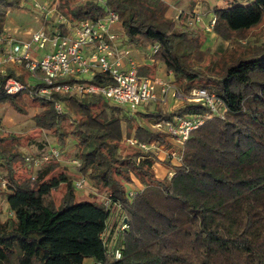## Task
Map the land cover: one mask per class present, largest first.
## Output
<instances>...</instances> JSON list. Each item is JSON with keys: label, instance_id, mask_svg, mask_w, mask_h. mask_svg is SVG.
<instances>
[{"label": "trees", "instance_id": "trees-1", "mask_svg": "<svg viewBox=\"0 0 264 264\" xmlns=\"http://www.w3.org/2000/svg\"><path fill=\"white\" fill-rule=\"evenodd\" d=\"M0 1L1 34L7 7L21 5L20 0ZM80 1L56 0L67 22L55 24L42 17L52 26L51 33L57 27L66 34L82 20L115 11L128 45L158 44L148 55L167 66L174 76L171 82L189 90L196 87V80L206 78L197 87L215 93L225 111L192 130L182 164L171 177L160 178L154 170L155 151L128 144L125 153L122 142L127 131L143 142L165 143L163 132L137 125V117L102 95L54 90L41 94V78L31 76L28 81L19 67L7 66L0 73V104L27 113L25 104L33 98L42 107L34 116L36 125L54 131L62 147L70 137L76 140L77 169L96 190L91 191L93 196L79 198L75 178L65 171L49 175L59 159L44 162L47 168L36 173L38 168L28 166L27 156L42 157L50 150L23 153L16 145L19 136L0 133V166L6 169L2 172L6 186L4 190L0 186V193L12 212L3 220L0 210V264H84L86 258L99 264H264V75L252 77L254 72L264 74V40L249 33L264 21V0H228L214 8L213 32L236 48L216 58L213 54L218 53L210 46L203 47L208 36L202 37L199 27L187 19L168 16L162 0ZM9 76L26 88L8 94L4 84ZM81 80L72 75L57 78ZM91 81L113 80L97 72ZM57 102L65 105L63 113H58ZM208 111L199 102H186L171 111L138 112L156 123ZM73 113L79 116L70 121ZM22 166L31 174L18 175ZM133 172L144 187L130 195ZM62 185L66 189L58 203L53 192ZM100 194L103 198L110 194L112 204L99 201ZM124 221L128 227L122 229ZM116 250L121 253L118 258Z\"/></svg>", "mask_w": 264, "mask_h": 264}, {"label": "built area", "instance_id": "built-area-1", "mask_svg": "<svg viewBox=\"0 0 264 264\" xmlns=\"http://www.w3.org/2000/svg\"><path fill=\"white\" fill-rule=\"evenodd\" d=\"M35 5L41 10L50 11L51 9L46 2H35ZM57 20L58 23L67 22L63 14ZM215 22L214 14L209 20L207 30H212ZM120 23L119 14L109 11L96 19L80 21L66 34L57 27L52 33L44 27H39L30 31L28 37L3 32L0 34V73H4L9 65L24 67L30 71L32 78L42 79L43 85L39 88L41 94L47 95L54 90L77 96L102 95L110 102L123 106L131 115L137 112L140 106L147 105L152 100L166 103L168 99L173 98L181 104L201 103L209 108L208 112L175 115L153 125V128L165 134L166 139L177 145V148L167 152V158L181 165L184 156L183 148L192 130L216 113L225 111V108L221 106V101L215 93L206 87L182 91L169 80L142 75L140 65L131 55L128 46L120 42V30L117 28ZM158 47V44L150 45L149 53H155ZM97 72L108 74L113 81L105 84L92 82L91 79ZM67 75L83 80L75 83L57 82V78ZM85 75L90 76L89 79L81 77ZM4 88L8 94H16L24 90L26 84L15 76H9ZM55 107L58 113H63L65 110L60 102H57ZM126 141L145 151L155 152L160 149L161 144L143 142L135 136L127 137ZM53 158L61 160L59 147H51L50 151L42 157L27 156L26 161L28 166L36 171L44 162ZM71 163L74 166L80 164L78 159H73ZM88 182L87 177L80 176L75 181V187L78 190H85L88 188ZM3 184L6 185V182L4 181ZM135 193L136 190L129 191L130 195ZM103 199L107 206L112 204L110 194L105 195ZM126 227L128 224L124 221L121 228ZM115 254L117 258L121 256L119 250H116Z\"/></svg>", "mask_w": 264, "mask_h": 264}, {"label": "rangeland", "instance_id": "rangeland-1", "mask_svg": "<svg viewBox=\"0 0 264 264\" xmlns=\"http://www.w3.org/2000/svg\"><path fill=\"white\" fill-rule=\"evenodd\" d=\"M35 2H46V3H48L50 5L49 8H51L50 11L49 10H41L38 6L35 5ZM80 2H84V0H82ZM20 5H21V7L15 6L12 8V6H10V7H7V9L5 10L6 11V13H5L6 24H5V31L4 32L9 31L12 34H17V35L23 36V37H28L30 31L35 30L39 27H44V28H46V30L51 32L52 26L45 25L43 23L42 17H46V18L49 17L53 20V22H55V24H57L58 23L57 19H59L60 16L63 14V13H61V11H59L57 4H56V0H20ZM72 5H74V4H72ZM0 7H3L2 3H0ZM1 9L2 8H0V10ZM2 11H4V10H2ZM195 27H197V26H195ZM199 29L201 30L200 32L202 34L201 35L202 37L204 35L208 36L205 40L203 47L210 46L211 49L215 53H218L216 55L213 54L215 58L219 57L220 55H223L222 52H224V51L227 52L228 50H231V51L236 50L233 43H231L230 41H226V40L221 39L215 32L209 31V30H208V32H206L204 29H202L200 27H199ZM121 31L124 32V30L122 28V24H121ZM249 33H250V37H259L261 40H264V21L260 25L252 28L249 31ZM124 36L126 37L125 33H124ZM121 38H122V36H121ZM128 48L130 49V53L134 58H135L134 55L144 51V53L147 56V57H145L146 60H144V63L150 65V66H148V68H150V71L148 70L145 72V73H147V76L152 77V78H157V76L161 77L163 75V71L161 70V68L164 67V63L159 61V60L155 61L154 58H152L151 56L148 55L149 50H150V45L148 47L129 45ZM237 52H239V49H237ZM42 53H44V52H42ZM220 53H222V54H220ZM20 71H22L27 76L28 81L32 80L31 73L28 69H25L24 67H19L18 72H20ZM141 74L144 75L143 73H141ZM263 75L264 74L261 72L252 73V77L254 79L257 77L263 76ZM81 77L84 79H89L90 76L85 75V76H81ZM161 78L165 79V80L172 81V79H174V76L172 75L171 79H166L163 77H161ZM205 81H206V78L202 81L196 80L195 85H194L196 87H193V88H199L197 86L199 84H202ZM210 83H212V82L210 81ZM174 86L180 87V89L182 91L186 90L185 84H175ZM171 99H172V101H169ZM168 101L169 102L161 103L159 101L152 100L147 105L140 106L138 111L153 112L154 109H157V110H161V111L166 112V111H170L169 108H171L172 104H169V103L173 102V103H177L179 106L181 105V103L179 101H175L173 98L168 99ZM25 107L27 109V113H20L16 109H14L13 107H11L9 105L0 104V133L12 132L16 136H19L18 140L16 141L17 142L16 145H18V146L20 145L19 148L21 149V151L23 153L39 154L40 153L39 151H42V149H44V148L47 149L50 146L52 147L53 145L58 143L57 137H56L54 131L48 130V129H41L36 125L34 116L36 114H38L39 112H41L42 107L37 102H35V100H33V98H30L28 100V103L25 104ZM173 109H174V107H173ZM67 110H69V109L67 108ZM138 111L133 112V114H132L135 117H137V119H136L137 123L136 124L148 126L151 129L156 130V128H153V125H154L153 121H150L147 117H145L142 113H140ZM78 116L79 115L73 113L70 117V121H74L75 119L78 118ZM128 136H130V135H128L127 131H125L124 136H123L124 140L122 142V145L125 146V148H124L125 153L129 152V150H130L128 148L129 146H128V143L126 141V138ZM9 146H13V145L10 144ZM59 147L61 149L64 148L63 152L61 153V160L58 161L59 166L57 168L51 170L48 174L49 175L55 174L58 176L62 172H64V170H65V172H67V174L71 175L76 180L80 176V174H79V171L77 169V166H74L71 163V161L73 159H78L77 158L78 149L76 146V140L73 137H70L67 141L66 147H64V146L62 147L61 145H59ZM155 154H156V152H155ZM159 157L162 159L163 155L161 154V156H160V155L156 154L157 162L161 161V160H159L160 159ZM174 164L177 167L178 164H176V163H174ZM46 168H47V164H44V166L41 165L38 168L36 173H40V172L44 171ZM155 168H154V170H155ZM0 170H2L0 173V186L4 190L6 185L3 184L4 180L2 179V174H3L2 172H6V169H5V167L0 166ZM156 170H155V174L160 178H164L160 174V172H158V170L157 171ZM17 174L23 176L26 174L29 175V174H31V172L29 171V169L27 167L22 166V167H18ZM130 175H131L132 180H134V181L130 182V184L128 186V189L130 191L131 190H137L136 187L138 185H140L141 188L144 187L143 179L140 176H138L134 172L131 173ZM65 189H66V186L62 185L58 189L54 190L53 196L58 203L61 201V198L65 193ZM94 189H95L94 186L89 181L88 182V188H86V190L77 191V193L79 194V198L84 197V196H93L91 191ZM97 198L99 201H101L103 199V195L100 194V196L98 195ZM0 210L2 212L1 216H2L3 220L12 216V212L9 208V204H8L6 198L3 195V192L0 193ZM115 231L118 232V228H116ZM111 240L112 241L116 240V233L114 236H112ZM86 264H89V263H86ZM90 264H96V263L94 261Z\"/></svg>", "mask_w": 264, "mask_h": 264}, {"label": "crops", "instance_id": "crops-1", "mask_svg": "<svg viewBox=\"0 0 264 264\" xmlns=\"http://www.w3.org/2000/svg\"><path fill=\"white\" fill-rule=\"evenodd\" d=\"M162 1H164L166 3V5L168 6V10H167L168 16H170L174 19H177V20L187 19L190 23L192 22V23L196 24L200 28L204 29L206 32H208L207 27H208L209 20H210L211 16L215 14L214 8L216 6H225L228 2V0H162ZM117 28H118V30H120V35L122 36V38H120V42H123V44L129 46L125 40L126 37L124 36V32L121 31V23L119 26H117ZM209 31H213V30H209ZM7 32H9V31H7ZM134 56H135V59L137 60V62L139 63L141 69H145L146 67L150 66V65L144 63V60H146L145 57H147L146 54L144 53V51L137 53ZM146 69H147V71L148 70L150 71V68H146ZM161 70L163 71V75L161 77L166 78V79L172 78V74L170 73V71L168 70V68L165 64H164V67L161 68ZM143 74L147 75V73H143ZM157 77L159 78L160 76H157ZM169 101H172V99ZM169 101H167V102H169ZM169 104H172L171 108H169L170 111L179 107V105L177 103L172 102ZM173 107H174V109H173ZM53 146L59 147L58 143H56ZM64 147H66V146H64ZM159 147H160V149L158 151H156V154L160 155V156L162 154L163 157H162V159L159 157L160 158L159 160H161V161L156 162L154 164V168L156 167L155 170L157 169L158 172H160V174L163 177H165V176L171 177L175 172L176 166H175L173 161H171L169 158H167V152L170 149L177 148V145L174 144L172 141L167 139V142L161 143ZM50 149H51V146L47 149L44 148V149H42V151H39V152H41V153L47 152V150H50ZM63 149L64 148L61 149V153L63 152ZM136 188H137V190L142 189L140 185H138ZM108 232L109 233H107V235L110 234V231H108ZM92 262H94V260L92 258H86L84 260V264H86V263L90 264Z\"/></svg>", "mask_w": 264, "mask_h": 264}]
</instances>
